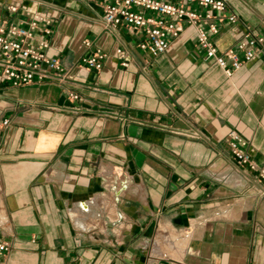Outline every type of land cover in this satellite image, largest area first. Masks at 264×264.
I'll return each mask as SVG.
<instances>
[{"label":"crops","instance_id":"obj_1","mask_svg":"<svg viewBox=\"0 0 264 264\" xmlns=\"http://www.w3.org/2000/svg\"><path fill=\"white\" fill-rule=\"evenodd\" d=\"M39 1L59 9L45 39L66 79H0V237L11 250L0 264H264V178L228 143L237 132L264 170V47L228 78L193 30L151 56L125 28L104 30L99 0ZM229 3L238 21L214 39L219 52L247 31L264 38V0ZM96 51L102 70H86Z\"/></svg>","mask_w":264,"mask_h":264},{"label":"built area","instance_id":"obj_2","mask_svg":"<svg viewBox=\"0 0 264 264\" xmlns=\"http://www.w3.org/2000/svg\"><path fill=\"white\" fill-rule=\"evenodd\" d=\"M23 1L39 7L34 13L27 11ZM100 22L105 31L125 28L139 37L137 47L151 56L165 54L169 44L187 30L195 31V43L211 60L232 77L245 64L251 63L263 50L264 38L254 30L247 31L230 49L219 52L214 39L223 25L233 27L238 16L230 11L229 0H99ZM57 7L39 0H0V79L12 88H24L38 84L62 83L65 69L57 57H50L48 40L53 25L50 11ZM25 12L26 23L15 24L10 18ZM87 48L89 42H84ZM116 55L123 59L125 51L118 48ZM106 56L96 51L93 56L81 60L86 70L100 71ZM122 66H127L123 62ZM70 99L77 96L69 94ZM4 122V125H7ZM232 158L239 167L250 172L259 169L247 152L248 143L235 131L228 134ZM10 244L0 237V258L10 252Z\"/></svg>","mask_w":264,"mask_h":264},{"label":"bare ground","instance_id":"obj_3","mask_svg":"<svg viewBox=\"0 0 264 264\" xmlns=\"http://www.w3.org/2000/svg\"><path fill=\"white\" fill-rule=\"evenodd\" d=\"M192 225V224H191ZM160 228H162V227H160ZM170 233V232H169ZM171 235V234H170ZM169 238V237H168ZM184 238H186V236L184 237ZM159 241V240H158ZM178 244V243H177ZM159 247H160V245H159ZM156 249H158V247H156ZM161 249V248H160ZM162 249H164V248H162ZM161 249V250H162ZM157 252H158V250H156ZM170 251V250H169ZM165 252V251H164ZM172 253V252H171ZM158 254H159V252H158ZM166 254V253H165ZM163 256V255H162Z\"/></svg>","mask_w":264,"mask_h":264}]
</instances>
